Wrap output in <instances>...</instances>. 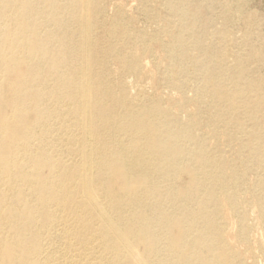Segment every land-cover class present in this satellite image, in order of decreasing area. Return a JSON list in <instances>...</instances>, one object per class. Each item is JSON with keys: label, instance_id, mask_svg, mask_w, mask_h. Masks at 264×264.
Instances as JSON below:
<instances>
[{"label": "bare ground", "instance_id": "1", "mask_svg": "<svg viewBox=\"0 0 264 264\" xmlns=\"http://www.w3.org/2000/svg\"><path fill=\"white\" fill-rule=\"evenodd\" d=\"M133 1L0 0V264H264L259 17Z\"/></svg>", "mask_w": 264, "mask_h": 264}, {"label": "rangeland", "instance_id": "2", "mask_svg": "<svg viewBox=\"0 0 264 264\" xmlns=\"http://www.w3.org/2000/svg\"><path fill=\"white\" fill-rule=\"evenodd\" d=\"M248 1V2H247ZM123 2H125V4L128 6L130 4L131 6V10H134V8L136 7V2L133 1V0H123ZM128 2V3H127ZM134 2V3H133ZM153 5H155L156 3H152ZM246 5H247V8L249 10H252L254 11L258 17H259V26H258V30H259V33H260V37L258 39V41L256 42V46L261 50L262 52V58H261V64H260V67H261V70L264 71V0H246ZM126 6V7H127ZM129 6V7H130ZM109 13H112V10L109 9ZM219 20H217V24L220 22H218ZM136 25L137 26H144L143 22L138 19L137 22H136ZM145 27L147 29H151V25H147L145 23ZM232 32L233 34L236 36H238V28L234 25V27L232 28ZM128 87H129V91L131 94H134L136 92V86L133 84L134 83V79L133 78H128ZM149 80L148 79H144L143 82L141 83V86H138V88H143L147 93L150 94V82H148ZM164 89V88H163ZM162 89V92L164 94V96H166L169 92L172 93L173 97L175 98L178 97V95L176 94V92L174 91H169L167 89ZM191 94V93H189Z\"/></svg>", "mask_w": 264, "mask_h": 264}]
</instances>
